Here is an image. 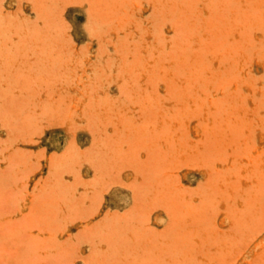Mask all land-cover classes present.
Listing matches in <instances>:
<instances>
[{
	"label": "rangeland",
	"instance_id": "374dc122",
	"mask_svg": "<svg viewBox=\"0 0 264 264\" xmlns=\"http://www.w3.org/2000/svg\"><path fill=\"white\" fill-rule=\"evenodd\" d=\"M0 264H264V0H0Z\"/></svg>",
	"mask_w": 264,
	"mask_h": 264
},
{
	"label": "bare ground",
	"instance_id": "6f19581e",
	"mask_svg": "<svg viewBox=\"0 0 264 264\" xmlns=\"http://www.w3.org/2000/svg\"><path fill=\"white\" fill-rule=\"evenodd\" d=\"M172 1V0H171ZM222 1V0H221ZM225 2V1H224ZM223 2V3H224ZM181 3V2H180ZM212 3H214V2H212ZM178 4H179V2H178ZM181 4H185V3H181ZM161 6V5H160ZM162 7V6H161ZM205 8H207V7H205ZM204 8V9H205ZM211 10H212V8H211ZM221 12V11H220ZM220 12H218V13H220ZM222 13L223 12H221V15H222ZM210 14V13H209ZM218 16V15H217ZM218 17H220V16H218ZM225 18V17H224ZM184 21V20H183ZM257 27V26H256ZM159 41H161V40H159ZM225 46H227V45H225ZM222 47H224V46H222ZM228 47V46H227ZM234 50V49H233ZM231 51V50H230ZM163 54H165V53H163ZM159 56V55H158ZM166 56V55H165ZM199 81V80H198ZM193 83H194V81H193ZM176 88V87H175ZM164 89V88H163ZM172 90V89H171ZM182 90V89H181ZM170 92V91H169ZM196 92H197V90H196ZM256 173H257V171H256ZM254 175H256V174H254ZM223 187V186H222ZM250 261V260H249Z\"/></svg>",
	"mask_w": 264,
	"mask_h": 264
}]
</instances>
